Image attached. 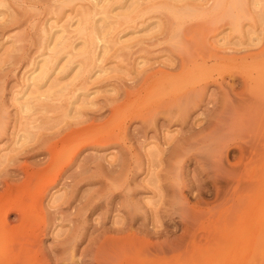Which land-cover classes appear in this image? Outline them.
Segmentation results:
<instances>
[{"label":"rangeland","instance_id":"1","mask_svg":"<svg viewBox=\"0 0 264 264\" xmlns=\"http://www.w3.org/2000/svg\"><path fill=\"white\" fill-rule=\"evenodd\" d=\"M243 236L264 0H0V264H264L213 257Z\"/></svg>","mask_w":264,"mask_h":264},{"label":"bare ground","instance_id":"2","mask_svg":"<svg viewBox=\"0 0 264 264\" xmlns=\"http://www.w3.org/2000/svg\"><path fill=\"white\" fill-rule=\"evenodd\" d=\"M177 104H179V103H177ZM163 109H165V107ZM257 236H261V234H259ZM246 241H247V239L244 236L239 237L238 239L231 238V239H229L228 242H226V244L222 245V250L225 253L222 252V250H220L218 253L214 252L213 257H223V256L226 257V255L228 254V252L230 250L232 252L233 257H243L242 256L243 251L249 254V255H247V257H254L257 253L259 255L261 254L262 257H264V239L260 242L258 241L259 243H249L248 244V243H246ZM220 243H223V242H220ZM217 244H219V243H217ZM231 252H230V254H231Z\"/></svg>","mask_w":264,"mask_h":264}]
</instances>
